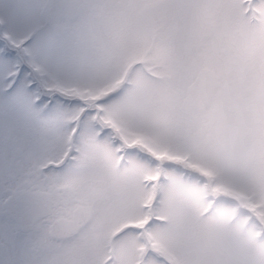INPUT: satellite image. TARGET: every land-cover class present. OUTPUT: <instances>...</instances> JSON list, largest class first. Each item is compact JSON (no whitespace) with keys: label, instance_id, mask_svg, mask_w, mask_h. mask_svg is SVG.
Listing matches in <instances>:
<instances>
[{"label":"snow or ice","instance_id":"snow-or-ice-1","mask_svg":"<svg viewBox=\"0 0 264 264\" xmlns=\"http://www.w3.org/2000/svg\"><path fill=\"white\" fill-rule=\"evenodd\" d=\"M262 38L264 0H0V264H264V220L247 206L264 191L217 194L243 187L236 161L264 114ZM145 109L167 120L169 147L203 153L216 178L185 171L142 229L116 232L126 218L58 187L89 158L115 176L120 145L101 117Z\"/></svg>","mask_w":264,"mask_h":264},{"label":"rangeland","instance_id":"rangeland-1","mask_svg":"<svg viewBox=\"0 0 264 264\" xmlns=\"http://www.w3.org/2000/svg\"><path fill=\"white\" fill-rule=\"evenodd\" d=\"M261 43L264 44V38ZM107 79L111 77L102 76L97 82V86L104 88ZM124 77L117 80L113 86L105 88L102 95L87 97L88 100L95 101L98 97L108 96L117 91L124 83ZM102 125L104 129L111 131L110 137H104L109 143L114 135L113 129L121 133L127 145L142 143L145 147L153 151L159 160L165 157L167 163H175L186 159V161L201 169V171L212 179L216 178L215 169L205 155L199 151H185L180 148L169 147L175 142V136L167 120L159 115H154L151 109L138 111L130 115L126 123L117 120L105 121L103 117ZM120 145V144H119ZM119 148L115 151L118 159L115 160V176H99V163L96 158H89L87 162L75 168L70 177L58 187V191L68 202H76L78 205L83 203L89 210L104 211L114 209L120 216L126 218L120 224L116 232L124 229H142L148 222L147 215L143 219H138L142 213H147L155 204L159 202L163 195L162 189L174 178L181 175L175 171L166 170L163 175L162 183H157V200L152 194L154 185L151 186V178L158 177L156 168L149 162L135 155L127 153L121 155ZM240 166L243 180V187H235L227 183H220L217 187V194L231 197L232 200L248 201L249 193L256 190L264 191V114L257 116L253 123V129L249 136L246 154L243 159L236 161ZM138 171L145 174L141 177V187L143 188L142 200L139 207H136V200L139 195L136 191L135 180ZM230 198V199H231ZM251 211L264 220V205H247ZM153 249L160 251L158 246L153 244ZM111 250V249H110Z\"/></svg>","mask_w":264,"mask_h":264},{"label":"trees","instance_id":"trees-1","mask_svg":"<svg viewBox=\"0 0 264 264\" xmlns=\"http://www.w3.org/2000/svg\"><path fill=\"white\" fill-rule=\"evenodd\" d=\"M121 86V85H120ZM110 95V94H109ZM98 99H102L101 97H98ZM96 101V99H95ZM95 101H90L88 100V106L89 107H93L95 105ZM101 123L103 122L102 119L100 121ZM114 131V135L111 137L112 140H115L118 144H120L121 148L119 149V153H121V155H126L127 153H130L132 155H135L143 160H146V162H149L153 167L156 168V175H158V177L151 178V186L154 185L153 187V192L152 194L156 196L157 200V183L160 185V182L162 183L163 179V175L164 172L166 170L169 171H175L177 173H179L180 175H182L185 171H195L200 173L201 175L209 178L210 180L212 179L211 176L203 173L201 171V169L197 168L196 166H193L191 164H189L186 159H182L181 161H177L175 163H167L165 157L163 156V158L161 160H159L157 158V156H155L153 154V151H151L149 148L145 147L142 143H136V144H130L127 145L126 141H124V139L121 136V133L115 129H113ZM224 197H226V195H224ZM228 199H230L229 197H226ZM232 199V198H231ZM234 200V199H233Z\"/></svg>","mask_w":264,"mask_h":264}]
</instances>
